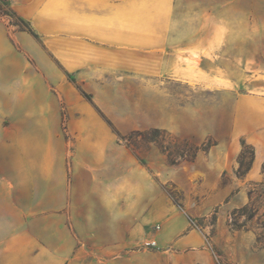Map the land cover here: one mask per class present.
I'll list each match as a JSON object with an SVG mask.
<instances>
[{
    "label": "rangeland",
    "instance_id": "374dc122",
    "mask_svg": "<svg viewBox=\"0 0 264 264\" xmlns=\"http://www.w3.org/2000/svg\"><path fill=\"white\" fill-rule=\"evenodd\" d=\"M174 8L175 27L212 42L175 45L165 67L0 57V264H121L94 221L138 192L150 222L125 248L135 264H264V0ZM0 23L10 38L25 29L7 0ZM243 144L255 157L238 179Z\"/></svg>",
    "mask_w": 264,
    "mask_h": 264
},
{
    "label": "crops",
    "instance_id": "0c3cea01",
    "mask_svg": "<svg viewBox=\"0 0 264 264\" xmlns=\"http://www.w3.org/2000/svg\"><path fill=\"white\" fill-rule=\"evenodd\" d=\"M7 4L37 38L23 31L10 38L0 23V57L14 60L16 51L38 67L69 71L165 67L175 45L201 50L212 42L205 30L175 27V0H7ZM200 60L205 66L206 59ZM128 172L121 167V174ZM128 184L121 179L120 191ZM133 186L139 189L141 182ZM135 198L133 208L110 209L106 221H94L109 242L121 243V264L136 263L135 255L125 257V248L143 237L150 222L142 215L141 193ZM157 238L166 241L167 233Z\"/></svg>",
    "mask_w": 264,
    "mask_h": 264
},
{
    "label": "trees",
    "instance_id": "16d2710c",
    "mask_svg": "<svg viewBox=\"0 0 264 264\" xmlns=\"http://www.w3.org/2000/svg\"><path fill=\"white\" fill-rule=\"evenodd\" d=\"M17 17V16H16ZM22 23L25 24V29H22L21 31L26 32L30 35H32L33 37L37 38V36L33 33L32 29L29 27V25L24 22L22 19H20L19 17H17ZM153 141H155L154 139H152ZM171 154H168V157L171 158ZM180 157L182 158L183 156L180 155ZM191 157V156H190ZM254 157H255V153L253 148L247 146V145H242V150L239 154L238 157V161H237V168L235 171V176L238 179H243L245 177V175L250 171V169L252 168L253 162H254ZM194 158V156L192 155V159ZM170 164L174 165L176 164L175 161L170 160ZM241 210L243 211L244 208H241Z\"/></svg>",
    "mask_w": 264,
    "mask_h": 264
},
{
    "label": "built area",
    "instance_id": "2783aa9c",
    "mask_svg": "<svg viewBox=\"0 0 264 264\" xmlns=\"http://www.w3.org/2000/svg\"><path fill=\"white\" fill-rule=\"evenodd\" d=\"M145 245H146V247H149V248L155 247L156 242L155 241L147 242Z\"/></svg>",
    "mask_w": 264,
    "mask_h": 264
}]
</instances>
